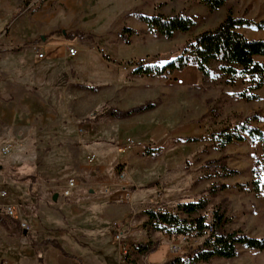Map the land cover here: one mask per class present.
<instances>
[{"label": "rangeland", "instance_id": "1", "mask_svg": "<svg viewBox=\"0 0 264 264\" xmlns=\"http://www.w3.org/2000/svg\"><path fill=\"white\" fill-rule=\"evenodd\" d=\"M41 1L30 0L27 8L18 13L24 0H0V87L3 88L0 100L6 99L5 92L11 89L16 94L13 123L7 129V124L0 122V191L7 194L6 198H0V209L14 197L19 203L13 207L15 216L17 208L42 219L48 209L55 216L75 220L73 194L63 199L62 214L56 215L52 205H41L39 195L27 192L29 181H22L27 175L37 174L43 165L46 167L48 154L56 147L61 150L62 158L73 155L71 162L59 161L57 165L58 171L65 174L63 184L69 178L76 182L70 175L74 172L80 176L81 185L96 184V191L82 193L80 200L85 196L106 198L113 189L120 191L121 196L125 189L130 194L129 201L121 197L115 202L126 208L117 214H125L126 222L118 219L110 225L111 243L121 263L127 264V259L122 260L114 242V224L125 231L130 220L140 224L145 209L162 210L160 206L169 204L163 200L167 190L182 188L189 200L208 198L207 189L218 181L229 188L208 198V210L221 205L231 220L229 230H241L251 238L264 239V197L246 185L252 180V155L260 153L258 146L247 140L218 152L211 140L212 133L226 123L238 124L255 112L261 115V122L255 126L264 132V88L256 93L258 100L246 102L238 96L246 89L245 83L237 81L234 86H228L218 81L205 82L193 66L167 78H150L132 77L134 68L127 65L131 61L165 65L181 53L187 41L215 29L228 8L235 18L254 23L264 21V0H227L215 12L196 0ZM134 12L167 17L184 13L192 17L195 25L190 32L166 40L147 33L146 26L133 16ZM123 28L137 33L131 37L130 45H125L119 37ZM238 32L248 39H264V29L242 27ZM17 47L22 50L14 53ZM69 48L77 51L74 57L69 56ZM40 76L48 78L50 86L46 89L41 87ZM72 82L97 86L98 91L74 88ZM146 101H158L157 108L129 121L94 116L104 106L123 110ZM45 102L50 110L47 118L41 111ZM43 120L48 122L47 131L42 127ZM73 133L75 143L67 141ZM4 146L9 147L5 155L1 152ZM146 148H159L160 153L146 156ZM89 154L94 155V163L87 162ZM222 156L226 165L238 174L225 180L207 179L205 176L215 173L208 168L209 162ZM46 180L43 179L42 185L49 184ZM145 191H154L153 200L141 204L138 197ZM53 193L55 188L49 194ZM42 206L47 208L45 215L40 210ZM22 223L30 231V226ZM65 228H74L70 231L75 232V225ZM136 236L138 242L150 241L155 247L165 245L156 255L161 261L184 257L199 244L182 238H169L165 243L166 236L159 233L142 232ZM48 238L54 236L50 234ZM127 246V257L131 260L135 257L131 256L130 245ZM143 259L140 258L139 264L145 263ZM206 264H264V250L239 248L233 259H213Z\"/></svg>", "mask_w": 264, "mask_h": 264}, {"label": "trees", "instance_id": "2", "mask_svg": "<svg viewBox=\"0 0 264 264\" xmlns=\"http://www.w3.org/2000/svg\"><path fill=\"white\" fill-rule=\"evenodd\" d=\"M46 1L42 0L41 3ZM196 1L209 11L215 12L222 8L227 0ZM29 2L30 0H24L18 13L24 11ZM133 16L146 26L147 33L166 40H172L177 34L190 32L195 25L192 17L184 13L167 17L162 14L149 16L142 12H134ZM242 27L263 30L264 21L254 23L235 18L232 10L228 8L225 17L215 29L204 31L187 41L181 53L165 65H147L143 61H131L127 65L134 68L131 72L132 77L150 78H167L193 66L205 82L218 81L228 86H234L237 81L245 83L247 87L238 94L239 98L246 102L258 100L256 93L264 88V39H248L238 32V28ZM136 34L132 29L123 28L119 37L125 45H130L131 37ZM73 39L74 37H69V40ZM21 50L22 47H17L13 52L18 53ZM78 89L93 93L98 91L97 87L83 85H79ZM157 106L158 101H146L127 110L104 106L94 116L123 120L153 111ZM260 122L261 115L258 112L252 113L238 124L226 123L212 133L211 140L218 152H223L231 144L244 143L247 140L258 146L260 153L252 155V180L246 185L264 197V132L255 126ZM159 153V148H146L144 151V154L150 157ZM208 168L213 169L215 173L213 176L209 174L205 176L207 179L216 177L225 180L238 174L236 170L226 165L225 156L209 162ZM228 188V185L221 181L213 182L206 191L207 197L214 198ZM208 198L202 197L194 202L178 204L169 210L149 209L144 212L146 222L143 228L147 233H159L170 239H193L199 243L190 254L174 258L165 264H206L213 259H233L237 256L239 248L252 251L264 250V239L251 238L241 230H229L231 220L225 209L221 205H216L209 211ZM0 223L5 224L1 218ZM18 228L24 232L20 226ZM44 243L59 248L54 241ZM154 248L155 245L150 241L133 245L131 256H144L151 253ZM128 259L127 257V264H136L135 258Z\"/></svg>", "mask_w": 264, "mask_h": 264}, {"label": "crops", "instance_id": "3", "mask_svg": "<svg viewBox=\"0 0 264 264\" xmlns=\"http://www.w3.org/2000/svg\"><path fill=\"white\" fill-rule=\"evenodd\" d=\"M39 81L41 82L42 89H46V87L50 86V84H48L47 76H40ZM72 83L73 87H76L77 89L79 85H82H75V82ZM0 89L2 90L3 88L0 87ZM5 95L7 98L0 100V122H2L4 125L7 124V129H9L15 118L14 101L16 94L11 89V91H6ZM143 103H140L139 105ZM135 106L138 105H134L129 108ZM41 108V111L44 112L43 117L47 118V113L50 112L48 103H43ZM129 108H125L123 110H127ZM138 116L141 115H136L121 121H129ZM42 127L45 131H47L49 128L48 122L43 120ZM130 131H132V129H130L128 132L130 133ZM137 131L138 130H136L134 135L137 134ZM67 141L75 143V133H73L71 140L67 139ZM91 151L95 150L93 149ZM59 153H61V150H58L56 147L51 149L47 157L48 159L46 158V167L43 165L42 169L37 174L27 175L22 179L24 183L29 181L26 189L27 192L31 195H39L41 199V205H52L53 209L58 211H56V215L62 214H60V212L62 211L63 199L65 198L62 192L67 181L66 180L63 184L65 174L58 171L59 169H57V165L61 163L59 161L71 162V160H73V155H67L62 158L60 157ZM96 153L99 155V152ZM91 155L92 154H89L88 157ZM70 175L75 177L77 182H75L76 188L78 187L77 191L75 188V190L72 192L74 195V203L72 205L75 208V212L77 211V213H75V220L63 215L60 217L55 216V214L50 213L45 206H42L43 209L42 207L40 208V210H43V215H45L44 210L46 211L47 209V215L42 219H39V217L36 216L34 217L33 214H30L25 210L22 211L15 208L17 211V216H15V218L4 219L0 217L5 222V224L0 223V264H124L118 261L115 247L111 243L112 240L110 239V225L113 223V220L118 219H120L119 221L122 223L126 222L125 214L117 215L118 213L120 214L121 211L126 210V208L116 205L115 202L119 199L121 200V197L124 199V196L126 193H128L127 190L125 189L123 196H121L120 191H115L113 189L114 191L112 190V195L107 196L106 198L100 196L97 199L93 196H85L83 197V200H80L82 193L96 191V184L87 183L86 186H83L80 183V176H75V172ZM45 178L48 180L49 184L42 185L43 179L46 180ZM53 188H55L56 193L50 195V190H53ZM153 192L145 191L139 195L138 199H140V203L144 204L145 202V204H147L148 201H152L153 199L151 198ZM186 194L187 193L185 190H182V188L177 190H167L163 193V200L165 203L169 204H163L159 207V209L169 210L178 204L189 203L198 200L186 199ZM92 197L94 199H91ZM5 205L16 207V205H19V203L13 197L10 199V202H7ZM147 210L149 209H145V211ZM145 211H143L140 224L131 222L130 220L128 225H126L127 230H122V232L124 231L123 233L126 239L125 242L130 245V248L133 245L147 243L146 241L138 242V238H136V234L146 232V230L143 228V224L146 222V217L144 215ZM48 213L51 216H48ZM112 216H115V218ZM22 222L27 223L30 226V231L24 230V232H21L19 230L18 226H20ZM68 224L72 226L75 225V232L70 231L74 230V228H65V226H69ZM53 233H56V235ZM50 234H52L54 238H48ZM166 238L167 240L165 243L170 240L168 237ZM45 241H54L59 246V248H56L51 244H45ZM164 246L165 245H158L151 253H148L144 256L133 257L138 258V260L135 259L138 262L137 264H139L140 258L145 259V263L143 262V264H165L172 259L169 258L166 261H161V257L156 256L158 255V251L160 249H165ZM63 252L66 255H64ZM152 253L153 255L151 257L150 254Z\"/></svg>", "mask_w": 264, "mask_h": 264}, {"label": "built area", "instance_id": "4", "mask_svg": "<svg viewBox=\"0 0 264 264\" xmlns=\"http://www.w3.org/2000/svg\"><path fill=\"white\" fill-rule=\"evenodd\" d=\"M68 54L70 57H74L77 54V51L74 48H69ZM38 57L42 58V55L39 54ZM1 152L3 155L7 154L9 152V147L4 146L1 149ZM94 159H95V157L93 155H91V156L87 157V162L93 163ZM120 177H121V179L124 178V174L122 173L120 175ZM75 188H76V183H75L74 179H72V178L67 179L65 188L62 192L63 196L65 198L70 197L72 192L75 190ZM6 196H7L6 192L0 191V198L4 199V198H6ZM129 198H130V194L126 193V195L124 196V199L126 201H129ZM0 215H3V216L8 217V218H14L15 217L14 208L12 206L5 205L3 208L0 209ZM20 227L26 231H28V229H29L23 223L20 224ZM112 227H113V230H112L113 231L112 232L113 233V239H114V242L118 245L120 257L122 258L123 261H126L128 251H129V247L127 246V244L125 242V235L122 232V230L117 228V224H114Z\"/></svg>", "mask_w": 264, "mask_h": 264}]
</instances>
